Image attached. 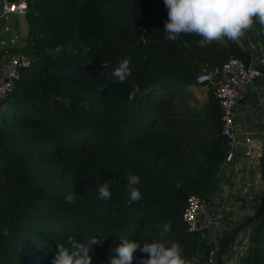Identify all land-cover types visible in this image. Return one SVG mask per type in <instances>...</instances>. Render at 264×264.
I'll list each match as a JSON object with an SVG mask.
<instances>
[{
	"label": "trees",
	"instance_id": "obj_1",
	"mask_svg": "<svg viewBox=\"0 0 264 264\" xmlns=\"http://www.w3.org/2000/svg\"><path fill=\"white\" fill-rule=\"evenodd\" d=\"M29 8L21 53L31 62L0 101V264H36L30 257L35 252L43 253L39 264H51L57 244L70 248L69 237L84 244L100 238V250L93 244L91 255H102V264H109L121 240L152 242V235L129 237L136 227L160 233L166 223L185 258L208 264L213 244L187 231L184 208L177 212L174 204L190 194L215 192L226 139L220 134L207 167L195 178L179 181L175 191L164 163L174 151L166 138L148 135L143 145L126 146L137 138L131 127L142 101L193 83L198 73L220 65L232 52L224 42H204L197 35L181 34L175 42L168 41L164 0H29ZM256 25L264 44V26ZM125 59L131 75L116 83L112 73ZM136 86L139 91L129 102ZM58 96L67 102L55 100ZM49 100L55 102L54 111L44 104ZM103 105L109 112L101 110ZM94 120L100 124L96 134ZM57 132L65 135L66 150L49 161L44 149ZM94 138L100 145L84 152L81 144ZM73 172L89 177L96 187L108 180L111 198L100 199L94 189L58 187V180ZM128 174L140 177L136 187L142 193V199L131 204ZM70 193L76 196L71 204L65 202ZM154 203L156 207L150 205ZM160 212L166 217H159ZM257 215L244 264H264V204ZM41 237L46 245L37 246Z\"/></svg>",
	"mask_w": 264,
	"mask_h": 264
},
{
	"label": "rangeland",
	"instance_id": "obj_2",
	"mask_svg": "<svg viewBox=\"0 0 264 264\" xmlns=\"http://www.w3.org/2000/svg\"><path fill=\"white\" fill-rule=\"evenodd\" d=\"M26 1L28 2L29 12V0ZM25 17L26 16L10 15L6 24L10 28L8 32L5 31L4 26H0V53L4 52V48H15L17 44H21V38H25L28 35L29 28L24 20ZM23 27L25 30H23ZM11 39L13 43H10ZM205 88L211 89L210 86L203 84L199 85L194 81L181 88H173L171 92H166V89L164 91L161 90L162 92L160 95H151L139 104L138 116L132 123L131 131L132 133L136 132L135 137L137 138L126 146V150L134 146L143 145V141L148 135L166 138V142L174 149L169 158L164 161L165 166L168 167L167 173L170 179L173 180V182L170 183V188L173 191L178 189L179 181L193 179L207 167L212 159L211 154L215 151V146L220 136L218 111L215 106H213L212 99H209V90L206 96L203 95L205 94L203 92ZM55 100L67 102L65 98L59 96L55 97ZM54 103L55 102L52 100H49L44 104L51 107L54 111ZM86 108L88 109L87 106ZM101 110L104 113L109 112V108L106 105H103ZM91 127L94 134H96V131L100 128V124L94 120ZM105 129L107 128H102V130ZM124 136V144L126 145V135ZM64 138L65 135L59 134L58 132L51 137V140L44 149L46 153L45 156L51 158L49 161H53L60 151L64 152L66 150ZM96 140L97 139L94 138L92 142L81 144V147L84 148V152L90 151L91 153L95 150L96 147L100 145V142ZM70 142L74 144V141ZM49 167L54 168L55 165L50 163ZM4 179L5 176L3 177V180ZM57 185L60 188H65L73 192H88L94 189L99 193V187H96V183L89 177L78 172L70 173L61 180H58ZM161 200L167 206H170L168 199L164 198ZM185 201L186 200L183 198L174 204L177 212L182 211L185 206ZM150 205L156 207V203ZM158 215L159 217H166L161 212ZM122 216L124 215L121 214L118 217ZM33 232H37V230ZM134 234L137 240L142 237L145 238L148 235L150 237L152 235L150 238L152 242L160 239V233L153 232L150 228L146 230L136 227L129 237L132 238ZM42 237L45 239L44 235H42ZM42 237L36 239L35 243L37 246L45 244V240H42ZM164 241L174 242L173 232L170 231L169 234L164 237ZM137 242L141 244L144 243L143 240ZM99 247V244H94L93 249L100 250ZM110 254L111 252L107 251L106 257ZM140 254L142 253L139 251L135 254L133 260L134 264H139ZM30 257H32L36 264H39L43 260V253H31ZM102 259V255L94 254L92 255V264H102ZM222 264H224V262H222Z\"/></svg>",
	"mask_w": 264,
	"mask_h": 264
},
{
	"label": "clouds",
	"instance_id": "obj_3",
	"mask_svg": "<svg viewBox=\"0 0 264 264\" xmlns=\"http://www.w3.org/2000/svg\"><path fill=\"white\" fill-rule=\"evenodd\" d=\"M167 9V20L164 25L165 38L175 42L181 34L197 35L212 43L225 39L238 41L252 30L255 23L264 26V0H164ZM131 75L129 61L123 60L114 70L112 76L116 83H124ZM139 87L136 86L128 95L131 102L135 99ZM140 177L128 174L127 191L129 204L142 199L138 187ZM111 184L108 180L99 187V198H111ZM75 194L65 198L66 203H74ZM157 227H160L157 225ZM171 231V224L166 223L160 232V239L154 242L121 240L115 247V256L110 258L109 264H133L135 254L139 251L146 254L139 264H195L193 260L185 258L184 249L178 242L164 241V237ZM9 235L8 229L4 230ZM100 238H92L87 244L78 242L75 238H68L69 247L57 244V252L51 264H92V245L101 243Z\"/></svg>",
	"mask_w": 264,
	"mask_h": 264
},
{
	"label": "built area",
	"instance_id": "obj_4",
	"mask_svg": "<svg viewBox=\"0 0 264 264\" xmlns=\"http://www.w3.org/2000/svg\"><path fill=\"white\" fill-rule=\"evenodd\" d=\"M27 12L28 2L26 0H0V26H4L5 31L8 32L10 29L6 25L8 17L10 15L25 16ZM2 18L5 19L3 23H1ZM10 43H13L12 39ZM251 47L252 58L248 68L232 54L220 65L210 70L201 71L195 78V82L199 85L213 86L212 94L220 109V134L226 139L227 145L221 162V167L225 170L231 166L236 157L251 159L254 151L253 131L249 129L240 130L235 125V115L239 102L246 97L254 78L264 75V44L257 42ZM4 49L0 67V101L10 95L16 82L20 79L21 70L28 67L31 62L26 55L21 53L20 46L15 47L13 52L7 51V48ZM249 172L250 170L246 169L245 175ZM226 188H228L227 185H224L220 186L218 190L226 192ZM182 220L188 232L198 234L200 237H203L217 221L211 211V204H209L207 196L195 194L186 197ZM251 235L252 230L246 229V227L235 235L237 236L235 243L229 252L225 253L226 249L224 250L223 254H226L225 264H238L240 256L250 245ZM212 244L213 247L209 249L206 256L208 264H216L217 251L221 243L216 241ZM195 261L196 264H199L198 259Z\"/></svg>",
	"mask_w": 264,
	"mask_h": 264
},
{
	"label": "crops",
	"instance_id": "obj_5",
	"mask_svg": "<svg viewBox=\"0 0 264 264\" xmlns=\"http://www.w3.org/2000/svg\"><path fill=\"white\" fill-rule=\"evenodd\" d=\"M23 30H25L24 27ZM237 42L241 45L243 43L252 45L262 42L256 23L252 30ZM22 44L23 38H21V44L17 45L21 46ZM17 45L16 47H18ZM14 50L15 48H7L9 52ZM2 55H0V67L3 59ZM207 86H210L211 89L205 88L203 91L205 94L203 95L206 96L209 90V99L213 100V104L217 103L211 93L213 86ZM214 106L216 108L218 103ZM217 111L220 112V109H217ZM219 121L221 128L220 116ZM235 125L240 130L246 131L249 129L253 131L254 151L251 159L236 157L227 170L221 167V163L219 164L215 176L217 178L216 191L211 195H207L209 204H211V211L217 220L215 225L203 236L207 243L220 242L225 234L228 233L229 235L231 231L244 222H247L246 229L252 230L253 225L260 219V217H257L259 216L257 213L264 204V78L262 76L254 78L246 97L239 102L235 115ZM246 169L250 170L247 175H245ZM224 185L228 187L226 192H220L218 188ZM227 189L229 190L227 191ZM236 237L234 236L231 239L230 247L228 245L225 253L229 252L231 246L235 243ZM246 251L240 256L238 264H244L242 259L246 255ZM224 258H226V254H223L222 262H224Z\"/></svg>",
	"mask_w": 264,
	"mask_h": 264
},
{
	"label": "water",
	"instance_id": "obj_6",
	"mask_svg": "<svg viewBox=\"0 0 264 264\" xmlns=\"http://www.w3.org/2000/svg\"><path fill=\"white\" fill-rule=\"evenodd\" d=\"M4 18L1 19V22H4ZM225 45L229 48V50L232 52L233 55H235L237 58L241 60V62L244 64L246 68L250 66L251 58H252V47L249 43H243L242 45L239 44L237 41H231V40H223ZM250 45V46H249ZM264 78V75L262 76ZM247 222H244L240 225H238L233 231H231L228 235V237L224 240L222 244L219 245L218 251H217V257H216V264H222V256L224 253V250L229 245L231 239L244 227H246Z\"/></svg>",
	"mask_w": 264,
	"mask_h": 264
}]
</instances>
